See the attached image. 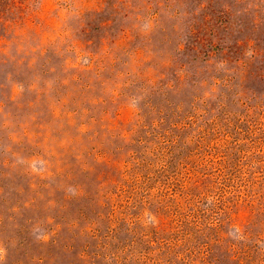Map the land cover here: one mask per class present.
Instances as JSON below:
<instances>
[{"label": "rangeland", "instance_id": "1", "mask_svg": "<svg viewBox=\"0 0 264 264\" xmlns=\"http://www.w3.org/2000/svg\"><path fill=\"white\" fill-rule=\"evenodd\" d=\"M0 264H264V0H0Z\"/></svg>", "mask_w": 264, "mask_h": 264}]
</instances>
